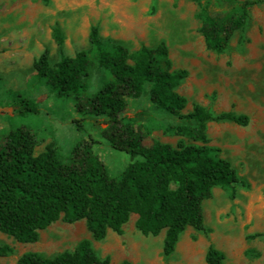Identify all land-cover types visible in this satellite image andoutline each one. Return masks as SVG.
Instances as JSON below:
<instances>
[{
    "label": "rangeland",
    "instance_id": "1",
    "mask_svg": "<svg viewBox=\"0 0 264 264\" xmlns=\"http://www.w3.org/2000/svg\"><path fill=\"white\" fill-rule=\"evenodd\" d=\"M192 0H0V140L11 129L27 127L32 133L34 154L54 144L65 160L84 140H93L92 150L109 176H117L129 163L141 159L112 148L102 135L103 118L77 111L74 100L51 92L35 77L33 61L47 48L53 64L60 53L73 56L89 48L91 26L102 41L122 44L129 51L141 45L155 47L163 40L172 68H184L186 78L176 91L187 100L180 114L199 103L212 113L233 111L249 117L246 126L229 121L207 124V145L218 147L242 183L235 198L216 187L202 202L207 232L188 226L172 254H163L164 231L143 235L135 228V214L123 225V233L109 231L94 240L85 221L65 223L60 219L39 231L33 243H20L0 232V246L10 251L0 256L2 264H14L27 251L53 256L73 250L83 238L91 241L100 257L111 264H207L204 254L210 244L224 253L223 264H264V3L249 11L246 26L236 31L223 52L205 47ZM63 35L60 47L53 34ZM111 78L106 68L91 63L86 81L90 96ZM22 95L37 103V113L21 116L14 99ZM144 135L147 146L158 141L176 146L201 142L164 132L167 124L183 122L178 115L159 109L149 99L146 87L138 98H128L120 113ZM81 120L82 129L77 126ZM193 124V122H189Z\"/></svg>",
    "mask_w": 264,
    "mask_h": 264
},
{
    "label": "trees",
    "instance_id": "2",
    "mask_svg": "<svg viewBox=\"0 0 264 264\" xmlns=\"http://www.w3.org/2000/svg\"><path fill=\"white\" fill-rule=\"evenodd\" d=\"M47 1V0H44ZM197 3L205 47L220 53L236 31L245 28L250 8L264 0H192ZM61 47L63 35L53 30ZM89 48L73 56L60 53L53 64L45 48L33 61L35 77L51 92L74 100L78 112L104 117L102 135L109 145L141 159L129 163L117 176L108 175L93 152V140H84L65 160L52 143L34 154L33 137L25 126L9 130L0 140V232L20 243H33L39 231L57 220L74 223L84 220L91 237L103 240L109 231L120 235L131 214L135 228L143 235L157 236L164 231L163 254H172L180 235L191 226L207 232L202 202L218 187L233 199L242 184L231 162L220 156V149L207 145V124L229 121L240 126L249 123L243 113H212L199 103L180 114L187 103L176 87L186 78L184 68L173 69L166 43L155 47L141 45L129 51L111 40L102 41L98 28L91 26ZM91 63L109 70L111 78L90 96L85 92ZM148 89L150 101L159 109L178 115L183 122L167 124L164 132L187 137L201 145L155 141L147 146L144 135L130 122H123L128 98L140 97ZM21 116L37 113V103L22 95L14 99ZM189 122H193L190 124ZM77 126L82 129L81 120ZM10 251L0 246V256ZM224 253L210 244L204 254L207 264H223ZM0 264H2L0 262ZM14 264H111L100 257L88 238L73 250L53 256L36 251L21 254ZM119 264H133L124 260Z\"/></svg>",
    "mask_w": 264,
    "mask_h": 264
}]
</instances>
